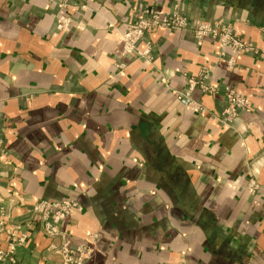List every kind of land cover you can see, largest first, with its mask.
<instances>
[{
    "label": "crops",
    "instance_id": "obj_1",
    "mask_svg": "<svg viewBox=\"0 0 264 264\" xmlns=\"http://www.w3.org/2000/svg\"><path fill=\"white\" fill-rule=\"evenodd\" d=\"M151 1L91 0L78 12L0 0V213L27 223L36 201L77 199L82 210L60 228L73 244L101 235L91 264H264V58L226 50L230 69L217 41L166 29L146 34L151 63L119 58L126 27ZM167 2L264 52V0ZM57 14L73 19L69 33L54 30ZM202 67L214 86L248 98L230 126L219 122L220 92L191 93L205 115L172 93ZM34 223L15 264H63L60 238Z\"/></svg>",
    "mask_w": 264,
    "mask_h": 264
},
{
    "label": "built area",
    "instance_id": "obj_2",
    "mask_svg": "<svg viewBox=\"0 0 264 264\" xmlns=\"http://www.w3.org/2000/svg\"><path fill=\"white\" fill-rule=\"evenodd\" d=\"M88 2L91 0H81ZM61 8L70 6L71 0H57ZM166 5V11L160 7ZM80 10L85 7L81 5ZM71 21L68 18H60L57 28L60 31H68ZM78 29L80 26L77 27ZM151 29H166L173 31L190 30L196 44H200L205 38L216 40L221 47L220 57L225 58L224 50L228 49L233 53L249 54L264 58V52H260L253 44L246 43L231 31V28L221 21H201L197 24H190L183 15L176 3H168L167 0H152L140 10V16L133 20L127 27L122 37L121 57L133 56L136 60L147 63L152 62L150 44L145 40L146 34ZM144 42L142 52L138 51L137 45ZM228 68L234 66L232 59H225ZM122 63V62H121ZM117 69L122 70L125 65L115 63ZM211 67H202L196 76L188 77L185 81V88L182 91H173L177 101L185 108L205 115L207 111L203 106L192 99L191 93L198 89L205 94H216L220 92L227 104V108L219 116V122L223 125H231L239 114L248 111L249 106L246 97L229 87L218 88L211 84ZM234 104L235 106H232ZM0 154H4L3 138L0 136ZM249 188V187H248ZM259 189L257 181L250 184L249 190L254 193ZM32 220L38 224L39 231L48 237L62 238L59 253L63 264H88L92 252L85 246H71L64 240L59 230L58 223L74 211L80 210L73 202H35L31 206ZM0 264H15V251L18 247L26 245L29 238V231L35 224L28 221L25 225L8 222L0 213ZM3 245V247H2Z\"/></svg>",
    "mask_w": 264,
    "mask_h": 264
},
{
    "label": "rangeland",
    "instance_id": "obj_3",
    "mask_svg": "<svg viewBox=\"0 0 264 264\" xmlns=\"http://www.w3.org/2000/svg\"><path fill=\"white\" fill-rule=\"evenodd\" d=\"M50 2L55 6V8L58 10V11H61V10H64V9H67V8H74L76 11H80V12H82L83 10H80L79 9V7L81 6V5H83L85 8H86V6H87V2H83V1H81V0H71V4H70V6H68V7H66V8H61L60 6H59V4H58V2H57V0H50ZM168 3H176V2H168ZM176 4H178V3H176ZM147 5V4H146ZM179 5V4H178ZM144 7V6H143ZM180 7V6H179ZM180 10L182 11V9H181V7H180ZM166 11V10H165ZM182 13H183V15L187 18V16L184 14V12L182 11ZM139 16H140V13H139ZM60 18H68L70 21H71V23H70V26H69V30L66 32V31H60V30H58V28H57V23H59V21H60ZM136 19V18H135ZM135 19H133V20H135ZM132 20V21H133ZM187 20H188V18H187ZM131 21V22H132ZM189 21V20H188ZM206 21V20H205ZM207 21H220V20H207ZM130 22V23H131ZM201 22V21H200ZM221 22H223V21H221ZM72 23H73V19L72 18H70V17H67V16H64V15H59V14H57L56 16H55V19H54V23H53V28H54V30L56 31V32H61V33H69L71 30H72ZM129 23V24H130ZM189 23L190 24H197V23H199V22H197V23H191L190 21H189ZM224 23V22H223ZM128 24V25H129ZM224 24H227V23H224ZM228 25V24H227ZM75 26H80V23H78L77 25H75ZM230 28H231V31H232V33L234 34V35H236L234 32H233V29H232V27L230 26V25H228ZM128 27V26H127ZM127 27H126V29H127ZM126 29H125V31H126ZM152 30V29H151ZM125 31H124V33H125ZM150 31V30H149ZM124 33H123V35H124ZM192 33V32H191ZM123 35H122V37H123ZM237 37H239L238 35H236ZM192 37H193V35H192ZM240 38V37H239ZM122 39V38H121ZM211 39V38H210ZM241 39V38H240ZM145 40H147L148 41V39L145 37ZM194 40V39H193ZM204 40V39H203ZM202 40V41H203ZM201 41V42H202ZM216 41V40H215ZM149 42V41H148ZM195 42V41H194ZM247 43H249V42H247ZM139 44H142L143 45V48H139ZM138 45H137V49H138V51H140V52H142V50L144 49V45H145V43L144 42H140ZM149 44H150V50H151V55H152V61H153V54H152V45H151V43L149 42ZM219 46H220V44H219ZM226 50H228V49H226ZM226 50H224V54H225V51ZM230 51V50H229ZM220 52H221V47H220ZM232 52V51H231ZM261 52V51H260ZM233 53V52H232ZM121 54H122V49H121V53H120V55H119V58H123V59H127V60H129V61H133V60H136L135 58L136 57H133V56H126V57H121ZM244 54V53H243ZM219 57H220V53H219ZM221 58V57H220ZM222 59H225V58H222ZM140 61H142V60H140ZM115 63H117V64H122L121 63V61H119V59H117L116 61H115ZM123 65H125V64H123ZM123 70H124V68L122 69V70H120V69H118V72L119 73H122L123 72ZM199 72V71H198ZM198 74V73H197ZM162 76V79H161V81L163 82L164 81V77H163V75H161ZM160 76V77H161ZM187 79V78H186ZM165 83V82H164ZM163 84V83H162ZM212 84V83H211ZM165 87H168V85L167 84H163ZM213 85V84H212ZM214 86V85H213ZM217 87V86H216ZM225 87H227V86H225ZM169 88V87H168ZM219 88V87H218ZM220 88H223V87H220ZM233 90V89H232ZM235 91V90H234ZM236 92H238V91H236ZM172 93H173V91H172ZM239 93V92H238ZM241 96H243V97H246V96H244V95H242L241 93H239ZM30 96V95H33L32 94V92H30L29 93V91L28 92H22V94H21V97H23V100H25L28 96ZM246 102L248 103V106H249V101H248V98L246 97ZM232 106H235L234 104H232ZM204 109H205V107H203ZM225 108H227V104H226V102H225ZM187 109V108H186ZM206 110V109H205ZM225 110V109H224ZM223 110V111H224ZM246 111H243L242 113H245ZM223 113V112H222ZM221 113V114H222ZM220 114V115H221ZM219 115V116H220ZM240 115V114H239ZM218 116V117H219ZM239 119V116H238V118H236L235 119V121L234 122H236L237 120ZM233 122V123H234ZM232 123V124H233ZM231 124V125H232ZM228 126H230V125H228ZM252 182H255V180H250L249 181V184H248V187L250 188V184L252 183ZM43 200H41V201H36V202H42ZM46 202H73V203H76L77 204V207H80L81 209L80 210H77V211H74L73 213H71V214H69L68 216H66V217H64L59 223H58V227H59V230L61 231V233H62V235H63V237H64V240H66V242L68 243V244H70L71 246H85V247H87L88 249H90L91 250V252H92V255H93V248H94V245L100 240V238H101V235L98 233V232H93V233H90L89 235H88V237H87V239H86V241L84 242V243H81V244H73V243H71L67 238H66V235H65V233L61 230V228H60V225H61V222L64 220V219H66L67 217H69V216H71V215H73L74 213H77V212H80L81 210H82V206H81V203H79V201L77 200V199H73V198H71V199H62V200H59V201H46ZM32 208V207H31ZM16 224H21V225H25V223H16ZM60 240H61V242H62V238H60ZM61 244V243H60ZM92 255H91V258H90V260L88 261V264H91V259H92ZM63 263V262H62Z\"/></svg>",
    "mask_w": 264,
    "mask_h": 264
}]
</instances>
